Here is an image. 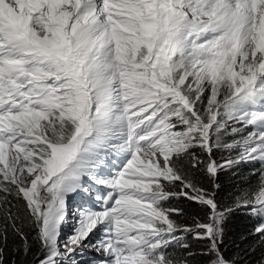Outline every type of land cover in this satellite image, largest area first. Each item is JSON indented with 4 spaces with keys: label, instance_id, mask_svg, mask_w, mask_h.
<instances>
[{
    "label": "snow or ice",
    "instance_id": "1",
    "mask_svg": "<svg viewBox=\"0 0 264 264\" xmlns=\"http://www.w3.org/2000/svg\"><path fill=\"white\" fill-rule=\"evenodd\" d=\"M236 210L264 243V0H0V264H241Z\"/></svg>",
    "mask_w": 264,
    "mask_h": 264
},
{
    "label": "trees",
    "instance_id": "2",
    "mask_svg": "<svg viewBox=\"0 0 264 264\" xmlns=\"http://www.w3.org/2000/svg\"><path fill=\"white\" fill-rule=\"evenodd\" d=\"M250 166L242 165L237 169L228 172H222L219 177L220 192L219 198L224 203L231 200L238 188L246 187L249 179L248 169ZM173 207H182L185 215L181 218L183 221L191 223V218L199 208L187 200H179L172 202ZM260 220L253 217L249 212L244 210H236L225 222V235L223 250L229 256L237 257L241 264H259L262 256H264V243H261L259 236L254 234L255 227ZM190 239V238H189ZM194 244V251H198L201 247L199 242L191 241ZM255 249V251H251Z\"/></svg>",
    "mask_w": 264,
    "mask_h": 264
},
{
    "label": "rangeland",
    "instance_id": "3",
    "mask_svg": "<svg viewBox=\"0 0 264 264\" xmlns=\"http://www.w3.org/2000/svg\"><path fill=\"white\" fill-rule=\"evenodd\" d=\"M65 231H67V229Z\"/></svg>",
    "mask_w": 264,
    "mask_h": 264
}]
</instances>
